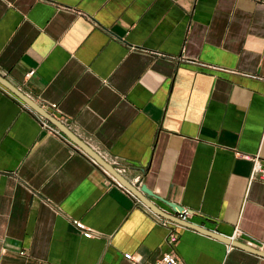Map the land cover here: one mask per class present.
<instances>
[{
	"label": "crops",
	"instance_id": "obj_1",
	"mask_svg": "<svg viewBox=\"0 0 264 264\" xmlns=\"http://www.w3.org/2000/svg\"><path fill=\"white\" fill-rule=\"evenodd\" d=\"M0 75L158 211L0 84V264H264V0H0Z\"/></svg>",
	"mask_w": 264,
	"mask_h": 264
},
{
	"label": "water",
	"instance_id": "obj_2",
	"mask_svg": "<svg viewBox=\"0 0 264 264\" xmlns=\"http://www.w3.org/2000/svg\"><path fill=\"white\" fill-rule=\"evenodd\" d=\"M0 84L4 86L6 89H8L10 92H12L15 96L20 98L25 104L30 106L33 110H35L38 114H40L43 118L46 120L52 122L56 126L60 128V130L71 139V141L76 144L81 150L86 152L89 156H91L95 161L103 166L105 170L109 172L111 176H113L125 189L130 191L138 200L143 202L149 209L153 210L154 212H158L157 209L147 200L142 198V194H145L148 197L151 198H157L152 192H150L146 186L141 187V190L137 189L135 186H133L124 176L117 173V171L106 161H104L95 151H93L88 145H86L82 140H80L78 137H76L72 132H70L64 125L59 123L57 120H55L53 117H51L48 113H46L41 107H39L36 103H34L31 99L26 97L22 92H20L17 88H15L13 85H11L4 77L0 75ZM163 203H165L168 207H170L175 214H182L184 211V208L173 204L171 202H168L166 200H161ZM176 221L174 222H183L179 218H175ZM179 221V222H178ZM257 253L261 254L264 257L263 251H257Z\"/></svg>",
	"mask_w": 264,
	"mask_h": 264
},
{
	"label": "built area",
	"instance_id": "obj_3",
	"mask_svg": "<svg viewBox=\"0 0 264 264\" xmlns=\"http://www.w3.org/2000/svg\"><path fill=\"white\" fill-rule=\"evenodd\" d=\"M33 74H34V72H31L29 75H33ZM39 118L46 128H49L50 130H52L55 133H60L47 120H45V118H43L41 116H39ZM101 158L104 161H106L108 164H110L117 171V173H119L122 176H124L129 171L128 168L121 166L117 159H112V158L108 159L105 155L104 156L102 155ZM94 163L97 164V162H95V161H94ZM104 172L112 179V182L115 185H117L119 188L126 190L129 194L132 195V193L130 191H128L127 189H125L113 176H111L109 174L108 171L104 170ZM257 177L264 181V163L260 162L259 160L254 159V168H253L251 179H254ZM190 217H191V214L186 209H184L182 214H180V213L178 214V218L181 220H184V221L188 220V218H190ZM75 224L77 225L78 228L82 229V231L85 229L78 222H76ZM164 226H167L170 229V232H169V235L167 238V245L169 247V250L166 253H164L163 256L159 260H157L154 264H184L174 250V248L176 247L177 242H178L177 228H179V226L168 221V220H166L164 222ZM86 231L87 230H84V235L91 238L92 234L90 232H88V231L86 232ZM259 251H262V250H259Z\"/></svg>",
	"mask_w": 264,
	"mask_h": 264
}]
</instances>
